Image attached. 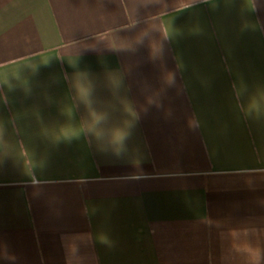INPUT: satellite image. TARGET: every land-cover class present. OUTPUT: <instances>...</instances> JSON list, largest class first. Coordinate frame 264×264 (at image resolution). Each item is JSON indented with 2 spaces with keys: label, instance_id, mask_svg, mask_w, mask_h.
<instances>
[{
  "label": "crops",
  "instance_id": "0c3cea01",
  "mask_svg": "<svg viewBox=\"0 0 264 264\" xmlns=\"http://www.w3.org/2000/svg\"><path fill=\"white\" fill-rule=\"evenodd\" d=\"M0 264H264V0H0Z\"/></svg>",
  "mask_w": 264,
  "mask_h": 264
}]
</instances>
